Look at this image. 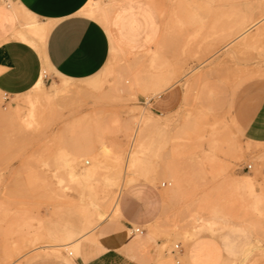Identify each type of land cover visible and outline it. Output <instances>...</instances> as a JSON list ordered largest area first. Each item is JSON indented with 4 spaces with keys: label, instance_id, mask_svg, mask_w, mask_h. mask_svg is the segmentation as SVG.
<instances>
[{
    "label": "rangeland",
    "instance_id": "374dc122",
    "mask_svg": "<svg viewBox=\"0 0 264 264\" xmlns=\"http://www.w3.org/2000/svg\"><path fill=\"white\" fill-rule=\"evenodd\" d=\"M125 1H89L90 14L102 8L95 19L111 38V56L98 74L72 80L52 76L44 65L49 92L63 84L78 91L61 93L46 107L36 104L33 116L27 93H0V264L42 258L70 264L75 250L58 244L82 230L97 233L116 213L108 199L128 186L132 155L146 134L157 141L152 180L136 184L161 190L163 214L151 229L165 242L170 264H185L172 254L176 244H195L204 235L223 244L233 239L237 254L223 264H264V149L244 134L264 87V0H145L138 41L119 44L112 27ZM7 3L20 11L13 0H0ZM136 75L164 77L167 89L179 84L183 104L153 113V91ZM233 143L242 155L235 156ZM167 162L175 174L163 169ZM93 166V177H84ZM247 181L255 183L253 192ZM232 203L238 216L228 219L221 213ZM212 204L221 212L210 211ZM102 210L110 215L104 221Z\"/></svg>",
    "mask_w": 264,
    "mask_h": 264
},
{
    "label": "crops",
    "instance_id": "0c3cea01",
    "mask_svg": "<svg viewBox=\"0 0 264 264\" xmlns=\"http://www.w3.org/2000/svg\"><path fill=\"white\" fill-rule=\"evenodd\" d=\"M89 1L13 0L21 10L20 4L38 20L51 25L43 53L17 34L26 32L25 23L20 22V16L25 17V12L0 4L1 93L10 98L28 92L40 78L44 65L50 67L52 76L60 75L72 80L88 79L101 71L111 56V38L107 29L96 19L73 17V12ZM146 8L145 0H126L119 8L120 14L112 27L118 43L138 41L137 27ZM156 19L160 25L158 16ZM128 28H132V34L128 33ZM184 94L182 86L174 85L148 99L150 110L155 114L173 113L183 104ZM244 134L251 144L261 145L264 149V87L255 109L245 122ZM136 183L122 189L119 197L121 213L116 222L111 225L109 220L105 221L97 233L83 237L78 249L80 254L74 255L70 264H84L85 261L87 264H170L159 260L162 242L155 239L151 229L157 226L163 214L161 190ZM131 226L143 228V234L132 235L129 232L132 231ZM78 233L71 241L58 246L80 238L82 231ZM200 238L202 240L195 244L190 242L187 246L178 243L179 252L174 254L175 257L184 258L185 264H223L226 255L237 254L230 236L225 244L211 235ZM28 264L65 263L54 258H42Z\"/></svg>",
    "mask_w": 264,
    "mask_h": 264
},
{
    "label": "bare ground",
    "instance_id": "6f19581e",
    "mask_svg": "<svg viewBox=\"0 0 264 264\" xmlns=\"http://www.w3.org/2000/svg\"><path fill=\"white\" fill-rule=\"evenodd\" d=\"M7 5L10 6V3H7ZM20 7L22 8V10L25 12V14L28 17L27 16L26 17L20 16V22H21V24L22 23H25L26 32H19V33H17L18 36H20L25 41L31 43L32 45H34L35 47H37L38 49H40L41 53H43V49L45 47L46 40H47V37H48V33H49L50 29H51V25L50 24H45V23L41 22L40 20H38V18L35 15H33L29 11H27L21 4H20ZM97 10H102V8L99 7V9L93 10L92 13H91V15L96 16L95 11H97ZM46 72H47V70L44 68V70H43L40 78L38 79V81L35 83V85L28 92H26L27 93L26 100L31 105V113H29V114H31L32 116L34 115V109H35L36 104H38L40 107H46L47 105H49L50 101L53 100V98L60 96L61 93H63V92H76V91H78V88L75 87V86H70L68 84H63V85H57L52 92H49L47 90V87H46V84H45ZM67 79H69V78H67ZM134 79L135 80H140V81L142 80L144 83H146L144 85L145 88L153 91L152 95L154 97H156V96L160 95L161 93L165 92L166 89H167V87H168V85H169V81H167L164 77L163 78L160 77L159 75L150 77V79H146V77H142L140 75H136V76H134ZM88 83L90 85H95L96 84L95 81H90ZM37 84L39 85L38 87H37ZM16 96H18V95H16ZM142 136H144V135H142ZM141 143H142V148L139 149V150H137L136 152H134L133 155H132V162H131L132 165H131V168H130V174H128V176H127V179L125 181V185H131L133 183H136V182H139V181H142V180H145V181L152 180V176H151V169H152V167L150 165V162H151V160H150V154L156 148L155 145H156L157 141L150 134H146L145 140H142ZM231 149H232L233 152H235V154H236L235 156H238V154L242 155L241 154L242 153V146H240L239 144L238 145H236L234 143L231 144ZM208 155L206 157L209 158L210 155L209 156ZM261 155H262V158L264 160V150L261 151ZM208 158H207V161H208ZM208 164H210V162H208ZM95 166H96V164H95ZM95 166L89 167V168L85 169V171L82 173V175L84 177H86V178L93 177L94 167ZM212 167H213V165H212ZM212 167L210 166V168H212ZM214 167H216L215 166V163H214ZM176 168H177L176 166H173V165H171L168 162L165 163L164 166H163V169L164 170L169 171L171 173L172 172L174 173L175 170H176ZM218 171H215V174H216V172L218 174ZM246 180H248V179H246ZM253 183L251 181H247L246 186L248 188L245 186L247 189H250L252 192L254 191L253 190L254 189L253 188ZM176 188H177V186H176ZM122 189H124V188H122ZM122 189L120 190V192L117 195H114L113 196V199H110L112 197H110L108 199V202L110 201L111 203H114L115 204V212H116L113 215H111V217L109 219V221L111 222V225L116 222L115 219H117V217L119 216L118 214L121 213L120 212V207H119V197H120V194H121ZM225 202H224V204L226 205ZM206 203L208 204V201ZM233 204L234 203H232L231 206L229 205V207H224V210H222L224 214L223 213H221V214L224 215L228 219L230 217H236V216H238L237 215L238 210H237V208H235L236 206H233ZM216 205H217V203H216ZM216 205H213L212 204L211 206H209V205L208 206H209V210L210 211L218 214V212L219 213L221 212L220 211L221 209H219L218 206H216ZM227 205H228V203H227ZM208 206H207V208H208ZM204 207H205V205H204ZM109 216L110 215L107 214L106 211H103V210L100 211V220L104 221ZM94 228H95V226H94ZM88 234L89 233H85L82 230V235L80 236V238H77L76 240L72 241L71 243L64 245L65 248L67 250H69V248H73L75 250V253H77L78 252V249H79V246H80L81 239L83 237H85V236H88ZM162 246H163V242H162V245H161L162 256H161V258L159 260H161V261H163L165 263L166 262L167 263H171V257L164 255V253H163V247ZM59 247H62V246L59 245ZM69 254L70 255H74V251L73 250H69ZM72 259H74V258H72Z\"/></svg>",
    "mask_w": 264,
    "mask_h": 264
},
{
    "label": "snow or ice",
    "instance_id": "6c2138e0",
    "mask_svg": "<svg viewBox=\"0 0 264 264\" xmlns=\"http://www.w3.org/2000/svg\"><path fill=\"white\" fill-rule=\"evenodd\" d=\"M95 6L92 5L90 2L85 4L84 7L82 8H78L76 11L73 12V17H79V18H83L85 20H90V19H95V16L90 14V9L94 8ZM42 78V77H41ZM39 85L37 84V87ZM76 255H79L80 253H74ZM84 264H87V261L84 262Z\"/></svg>",
    "mask_w": 264,
    "mask_h": 264
},
{
    "label": "built area",
    "instance_id": "2783aa9c",
    "mask_svg": "<svg viewBox=\"0 0 264 264\" xmlns=\"http://www.w3.org/2000/svg\"><path fill=\"white\" fill-rule=\"evenodd\" d=\"M246 168L248 169V170H250L251 168H252V165H247L246 166ZM165 185V184H164ZM131 232H132V235L133 234H137V235H140V234H143V231H144V229L143 228H141V227H139V226H131ZM178 248H179V245L178 244H176L175 245V249H177L178 250ZM176 253V250H173L172 251V254H175ZM176 258V257H175ZM176 262H177V264H179L180 263V261L179 260H176Z\"/></svg>",
    "mask_w": 264,
    "mask_h": 264
}]
</instances>
